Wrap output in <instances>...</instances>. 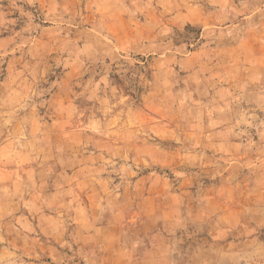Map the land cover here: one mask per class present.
<instances>
[{"label":"rangeland","instance_id":"374dc122","mask_svg":"<svg viewBox=\"0 0 264 264\" xmlns=\"http://www.w3.org/2000/svg\"><path fill=\"white\" fill-rule=\"evenodd\" d=\"M0 264H264V0H0Z\"/></svg>","mask_w":264,"mask_h":264}]
</instances>
